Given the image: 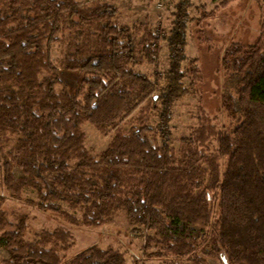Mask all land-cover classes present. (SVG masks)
Segmentation results:
<instances>
[{
	"label": "trees",
	"instance_id": "1",
	"mask_svg": "<svg viewBox=\"0 0 264 264\" xmlns=\"http://www.w3.org/2000/svg\"><path fill=\"white\" fill-rule=\"evenodd\" d=\"M190 4L179 0L166 35L121 23L100 1L0 0V247L12 256L0 264H129L113 247L63 255L68 227L99 228L121 213L150 232L144 248L159 257L264 264V21L256 42L220 53L219 125L201 95L203 62L187 56L189 25L201 31L217 9L193 22ZM189 97L198 98V124L172 142L174 109ZM86 124L111 138L99 156L86 146ZM10 203L68 227L27 240L29 217L13 221Z\"/></svg>",
	"mask_w": 264,
	"mask_h": 264
},
{
	"label": "rangeland",
	"instance_id": "2",
	"mask_svg": "<svg viewBox=\"0 0 264 264\" xmlns=\"http://www.w3.org/2000/svg\"><path fill=\"white\" fill-rule=\"evenodd\" d=\"M83 4L100 1L118 9L119 21L123 24L135 26L148 25L169 34L174 20L179 0H78ZM190 18L202 17V11L211 13L215 11L224 0H189ZM264 0H234L226 9L216 10V18L206 23L197 32V27L191 23L188 28L187 56L199 58L203 62L205 80L201 87V95L207 111L217 124L227 123L226 117L221 113L219 88L222 74L219 70V56L225 47L233 42L253 44L261 33L264 21ZM199 39L201 42L199 43ZM161 65L166 67L169 63V50L166 41L161 42ZM62 57V48H53V58L57 61ZM139 70L150 73L151 68L142 66ZM74 78V79H73ZM69 87H73L74 76H69ZM72 80V81H71ZM198 98L189 97L178 103L174 109L172 121L169 125L172 133V142L187 137L198 124ZM86 134V146L94 156H99L110 142V137L101 134L94 126L86 124L83 127ZM178 143V142H177ZM20 174V171H17ZM25 199L37 201L36 194L27 191ZM13 221L21 215L29 217L27 240H34L39 233L45 230H54L59 226H66L64 220L52 213L42 212L36 207L22 203H10L5 206ZM73 234L71 250L63 255L72 258L91 246L102 249L113 247L124 252L129 264H188L186 259L174 256L159 257L155 255L156 248H144L146 235L150 232L141 228H133L126 216L121 213L112 222L99 228L68 227ZM205 257L204 254H200ZM11 253L0 247V262L11 259ZM208 264H221L220 261L208 258Z\"/></svg>",
	"mask_w": 264,
	"mask_h": 264
}]
</instances>
